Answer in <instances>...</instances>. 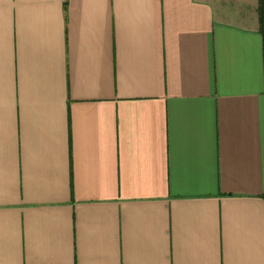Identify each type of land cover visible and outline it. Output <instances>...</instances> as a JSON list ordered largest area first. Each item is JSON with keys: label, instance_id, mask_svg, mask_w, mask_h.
Returning a JSON list of instances; mask_svg holds the SVG:
<instances>
[{"label": "crops", "instance_id": "crops-1", "mask_svg": "<svg viewBox=\"0 0 264 264\" xmlns=\"http://www.w3.org/2000/svg\"><path fill=\"white\" fill-rule=\"evenodd\" d=\"M260 0H0V264H264Z\"/></svg>", "mask_w": 264, "mask_h": 264}, {"label": "trees", "instance_id": "trees-1", "mask_svg": "<svg viewBox=\"0 0 264 264\" xmlns=\"http://www.w3.org/2000/svg\"><path fill=\"white\" fill-rule=\"evenodd\" d=\"M260 8H261V24H262V33L264 37V0H260Z\"/></svg>", "mask_w": 264, "mask_h": 264}]
</instances>
